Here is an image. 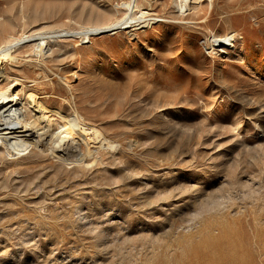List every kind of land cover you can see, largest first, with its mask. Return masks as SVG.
I'll list each match as a JSON object with an SVG mask.
<instances>
[{
	"label": "rangeland",
	"instance_id": "374dc122",
	"mask_svg": "<svg viewBox=\"0 0 264 264\" xmlns=\"http://www.w3.org/2000/svg\"><path fill=\"white\" fill-rule=\"evenodd\" d=\"M124 1L0 0V45L75 33L0 65L40 129L0 155V264H264V0H199L187 20L137 0L142 27L80 36Z\"/></svg>",
	"mask_w": 264,
	"mask_h": 264
},
{
	"label": "bare ground",
	"instance_id": "6f19581e",
	"mask_svg": "<svg viewBox=\"0 0 264 264\" xmlns=\"http://www.w3.org/2000/svg\"><path fill=\"white\" fill-rule=\"evenodd\" d=\"M208 1H209V3L207 5L212 7L213 6V0H208ZM171 3H173V2L171 1ZM250 3H252V2H250ZM236 4H238V2ZM253 4H255V3H253ZM177 6L179 7L178 14L180 15V18L183 19V18H185V17H183V15H186L188 10L197 9V8H199L201 6V4H200L199 0H179ZM122 7H123L124 11L127 13V16L125 18H123V19H120V20L117 19L118 21L114 25H112L110 27V29H109L108 26H105V27H98L97 26L98 28L97 27L96 28H91L93 26L90 25L91 27L89 29L87 28L88 30H86V28H85L86 31H83V32H78L77 31V32L79 34H81L80 36H83L82 38H86V40H89L91 35L102 33V32H106L108 30H111V32H113L115 34V33L118 32V30L124 29V28H128V27H131V26H133V27H135V26L136 27L137 26L142 27L141 26L142 24H145L147 20L151 19L149 17V14H146L145 12L141 11V14L140 13H139L140 15L138 14L137 9H139V11H140V8H142L144 6L142 4V6L140 7V5L138 4L137 0L124 1L123 4H122ZM147 7H148V3H147ZM200 10H201V8H200ZM200 10L196 11L195 13H193V15L195 16V15L200 14ZM103 15H104V13H103ZM189 15H190V13H189ZM91 18H92V16H91ZM104 18H105V16H104ZM156 18H159V17H156ZM185 20H187V19L185 18ZM110 21H111V19H110ZM115 21H116V19H115ZM227 21H228V19H227ZM96 22H97V20H96ZM103 23H102V26H103ZM106 23H108V22H106ZM104 25H106V24H104ZM13 28H15V27H13ZM43 28H44V26L42 27V29ZM42 29L40 28V30H42ZM62 29H64V28H62ZM48 30H50V29H48ZM14 33L15 32H13V34ZM61 33H59L57 35H45L41 31L40 32L39 31H37V32L32 31L30 34H28V35H26L24 37H19V38L11 37L10 39H8V37L6 36V38H7V39H5L6 41L4 42V40H3V43H1V45H0V65L2 64L3 61H8V60L13 59L15 57L13 55V53L16 50L15 47L18 46V45H21V44L25 45L26 44V45H28V46H30L32 48V51L34 52L35 55H37L39 57H43V55L46 54L45 53L46 46L52 40H55V38L61 37L63 35L64 36L65 35H67V36L68 35H70V36H74L75 35V33H71V32L70 33L68 32V33H65V34H63V32H61ZM235 40H236V37H235L234 34H232V35H228L227 34L225 36H220V37H218L216 35H213L208 40V43L210 44L211 48H219V49L221 48L220 49L221 51H228L229 49H231V47H234ZM53 53H54V51H53ZM19 54H21V53H19ZM50 54H51V52H50ZM51 55H53V54H51ZM37 59H38V57H37ZM16 60H17V58H16ZM5 85H8V84H5ZM3 87H4V85H3ZM18 93L19 92H17V94ZM17 94L12 95L11 93H9V88H7V89L6 88L5 89L0 88V96H3V97H0V99L1 98L4 99L1 102L3 105L0 107V155L3 154V153H1L3 151H5L9 155H12L13 151L16 152V153H19L23 147H27V150L29 148L33 147V145L36 144V143H34L33 141L28 140V139H32L31 137L34 136V133L36 134L40 130V129L37 128V125L34 122V120H31L29 118L23 119V117L22 118L15 117L16 115L13 116V113L11 112V110L13 111L12 107L14 105H17ZM5 100H7V101L4 103ZM15 100H16V102L14 103ZM95 133L98 136V131L96 129H95Z\"/></svg>",
	"mask_w": 264,
	"mask_h": 264
}]
</instances>
